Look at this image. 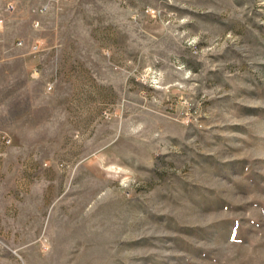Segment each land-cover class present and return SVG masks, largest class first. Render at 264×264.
<instances>
[{
	"label": "rangeland",
	"instance_id": "374dc122",
	"mask_svg": "<svg viewBox=\"0 0 264 264\" xmlns=\"http://www.w3.org/2000/svg\"><path fill=\"white\" fill-rule=\"evenodd\" d=\"M0 264H264V0H14Z\"/></svg>",
	"mask_w": 264,
	"mask_h": 264
},
{
	"label": "built area",
	"instance_id": "2783aa9c",
	"mask_svg": "<svg viewBox=\"0 0 264 264\" xmlns=\"http://www.w3.org/2000/svg\"><path fill=\"white\" fill-rule=\"evenodd\" d=\"M2 5L0 6V44L1 34L4 28V16L14 10V0H1ZM19 44V42H18Z\"/></svg>",
	"mask_w": 264,
	"mask_h": 264
}]
</instances>
